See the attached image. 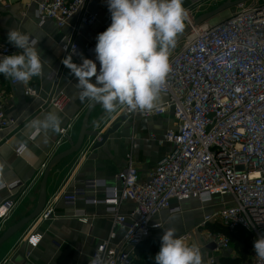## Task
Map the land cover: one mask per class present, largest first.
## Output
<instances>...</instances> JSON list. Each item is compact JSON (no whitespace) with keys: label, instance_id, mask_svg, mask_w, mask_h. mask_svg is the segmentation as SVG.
Returning a JSON list of instances; mask_svg holds the SVG:
<instances>
[{"label":"built area","instance_id":"1","mask_svg":"<svg viewBox=\"0 0 264 264\" xmlns=\"http://www.w3.org/2000/svg\"><path fill=\"white\" fill-rule=\"evenodd\" d=\"M22 1L0 0V9ZM92 1L37 0L36 17L39 25L52 21L63 28L78 17L79 25L93 27L99 15L89 10ZM237 8L239 12L219 24L205 23L197 28L192 27L194 20L186 9L185 25L191 32L169 61L171 70L160 90L167 101L151 110L120 106L115 111L114 117L130 119L161 117L172 111L179 129L167 132L165 141L172 150L147 179H142L130 163L118 174L119 185L106 187L103 204L112 214V229L107 240L94 250L91 261L99 257L101 264H135L137 248L163 227L156 218L162 212L181 214V203L190 200L203 206L218 201V211L206 216L200 228L221 225L232 232L245 231L253 239L264 234V2L253 1ZM73 32L75 35L76 30ZM73 40L63 47V54H79L80 48ZM16 51L12 45L0 44V55ZM12 83L18 84L14 80ZM26 94L30 98L39 96L32 88ZM63 99V93L50 97L42 110L49 106L60 109ZM15 124L0 95V132L11 130ZM70 128H61L58 146ZM93 143L104 144L102 134ZM21 185L1 186L9 197L0 206V234L17 207L13 194ZM100 185L95 182L94 187ZM76 200V194L60 191L39 218L53 216L59 201L74 204ZM92 202L100 203L95 199ZM124 202L135 205L126 216L119 213ZM76 217L86 218V214L80 211ZM117 229L123 236L114 244ZM180 238L190 244V234ZM210 239L218 252L232 247L231 239L222 233H212ZM211 264L220 263L212 259ZM244 264H264V260L254 257Z\"/></svg>","mask_w":264,"mask_h":264},{"label":"crops","instance_id":"2","mask_svg":"<svg viewBox=\"0 0 264 264\" xmlns=\"http://www.w3.org/2000/svg\"><path fill=\"white\" fill-rule=\"evenodd\" d=\"M225 1L204 0L200 3L198 0H184L183 6L195 20L217 9ZM36 3L37 0H23L8 9H0V44L11 45L7 41V32L10 28H16L38 40L37 47L45 62L42 76L33 77L28 83L14 85L12 79L0 74V95L5 101L8 115L16 120L11 130L0 132V206L9 197L7 190L1 189V186L22 184L13 194L18 204L2 233L36 209L46 166L53 157L76 143L83 118L93 102L79 99L76 77L66 64H79L82 57L95 61L96 54L93 51L96 37L111 24L107 3L93 0L89 10L99 15V22L93 27L79 25L78 17H74L63 28L52 21L39 25ZM71 39L80 48L75 57L65 55L62 51ZM178 46H182L181 43L170 51L169 61L178 51ZM52 73H57V77L51 79L49 75ZM28 88L36 89L39 96L28 97ZM59 93L64 94L62 107L49 106L42 110L45 101ZM166 101L167 96L160 94L155 106ZM103 111L101 107L95 108L89 123L96 121ZM50 112L61 117V128L71 125L60 146L57 145L59 133L29 127L30 121L42 120ZM114 116L115 112L110 113L103 124L92 129L106 137L104 144L96 146L93 143L95 138H86L80 152L62 161L48 178L47 206L52 204L54 196L60 191L67 195L76 194V203L57 202L53 216L47 220L36 219L5 242L0 247V264H90L94 250L107 240L112 229V214L109 207L103 204L106 187L118 186V174L130 163L142 179H147L156 165L172 150V146L165 141L167 132L179 129L172 111L149 119L141 116L135 119L122 116L123 119H118ZM95 182L105 186L95 188ZM92 199L100 203L94 204ZM180 206L181 214L171 216L162 212L156 218L163 227L148 241L161 243L163 231L175 228L178 237L190 234L189 243L200 246L203 264H211L212 259L220 264H237L235 262L239 256L233 247L218 252L210 245V228L213 225L199 227L206 216L218 211V201L203 206L197 200H190ZM134 209L132 202H124L119 213L126 216ZM80 211L86 214V218L76 217ZM116 232L114 244L123 236L120 229ZM140 247L142 245L136 250V260L142 262L148 256L140 251ZM149 259L153 260V257L150 255Z\"/></svg>","mask_w":264,"mask_h":264},{"label":"clouds","instance_id":"3","mask_svg":"<svg viewBox=\"0 0 264 264\" xmlns=\"http://www.w3.org/2000/svg\"><path fill=\"white\" fill-rule=\"evenodd\" d=\"M106 3L111 24L96 37L95 61L82 57L79 64H66L76 77L79 99L101 104L106 113L120 106L151 110L171 70L170 49L176 47L178 34L185 28L188 11L184 0ZM7 41L17 51L0 55V74L22 84L43 74L45 62L36 38L10 28ZM61 124V117L50 112L42 120L30 121L29 127L59 133ZM160 240L155 264H203L200 246L186 243L175 228L165 229ZM253 250L264 260V234L254 240ZM90 264H101L100 258L95 257Z\"/></svg>","mask_w":264,"mask_h":264},{"label":"water","instance_id":"4","mask_svg":"<svg viewBox=\"0 0 264 264\" xmlns=\"http://www.w3.org/2000/svg\"><path fill=\"white\" fill-rule=\"evenodd\" d=\"M251 1H254V0H227L224 3H222L217 9H215L211 12L204 13L203 15L197 17L193 21L192 27L193 28L200 27L203 24L210 21L215 16H217V15H219L225 11H229L231 9L237 8L240 5L251 2ZM190 32H191V28L185 27L184 31L182 33L178 34L176 46L179 45L182 41H184V39L190 34ZM171 50L172 49H170V51ZM98 107L103 108L102 105L99 103H94V104L92 103L90 105V107L88 108V110H87V112L83 118L81 130H80V133H79V136H78L76 143L71 144V148L68 149L67 151H64V152L57 154L48 163V165L46 166V168L43 172L42 179L40 182L39 198H38V203H37L36 209L32 213L27 215L25 218L21 219L20 221L16 222L12 226H10L4 233H2L0 235V247L5 242H7L10 238H12L15 234H17L20 230H22L27 225H29L30 223H32L33 221H35L36 219H38L40 217V215L42 214V212L44 211V209L47 206L46 188H47L48 178H49L50 174L52 173V171L56 167H58L60 165V163L62 161H64L65 159H67L68 157L79 153L83 147V144H84L86 138H90V137L96 138L99 135V131H92V129L103 124V122L106 120V118L108 117V115L110 113H106L104 110L103 113L99 116V118L96 121H94L93 123H89V118H90L91 112L95 108H98ZM121 118L123 119V117H118V119H121ZM102 137H103L104 142H105L106 137L104 135H102ZM97 145H101V144H96V146Z\"/></svg>","mask_w":264,"mask_h":264},{"label":"trees","instance_id":"5","mask_svg":"<svg viewBox=\"0 0 264 264\" xmlns=\"http://www.w3.org/2000/svg\"><path fill=\"white\" fill-rule=\"evenodd\" d=\"M212 233H222L228 236L231 239V245L238 254V259L235 263L244 264L251 262L254 257H257L253 250V242L255 239L245 231L232 232L227 228H224L221 225H213L210 228ZM150 243V244H149ZM144 244V245H143ZM140 247L142 253H147L145 261L140 262L138 259L135 261V264H155L154 256L159 251L160 243L159 242H150L146 241V244L143 243ZM153 257L149 259V256Z\"/></svg>","mask_w":264,"mask_h":264},{"label":"rangeland","instance_id":"6","mask_svg":"<svg viewBox=\"0 0 264 264\" xmlns=\"http://www.w3.org/2000/svg\"><path fill=\"white\" fill-rule=\"evenodd\" d=\"M257 2H260V3H263L264 2V0H256ZM237 12H239V9L238 8H235V9H231V10H229V11H225V12H223V13H221V14H219V15H217V16H215L214 18H212L210 21H208V25L209 26H213V25H217V24H219L220 22H222L223 20H225L229 15H234V14H236ZM183 42L184 41H182L181 42V45H183ZM179 47V49H181V47L182 46H178ZM177 47V48H178ZM176 48V49H177ZM178 49V50H179Z\"/></svg>","mask_w":264,"mask_h":264}]
</instances>
